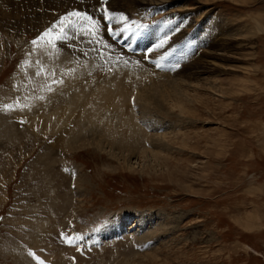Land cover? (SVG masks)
Returning a JSON list of instances; mask_svg holds the SVG:
<instances>
[{
    "label": "rangeland",
    "instance_id": "rangeland-1",
    "mask_svg": "<svg viewBox=\"0 0 264 264\" xmlns=\"http://www.w3.org/2000/svg\"><path fill=\"white\" fill-rule=\"evenodd\" d=\"M153 1L0 0V264H36L30 251L45 264H264V0ZM73 11L98 22L97 37L70 17L67 39L31 43ZM49 48L133 72L141 153L159 158L133 155L128 168L90 145L66 148L18 112L44 82ZM160 89L166 100L152 101ZM45 151L51 168L36 163Z\"/></svg>",
    "mask_w": 264,
    "mask_h": 264
},
{
    "label": "bare ground",
    "instance_id": "bare-ground-1",
    "mask_svg": "<svg viewBox=\"0 0 264 264\" xmlns=\"http://www.w3.org/2000/svg\"><path fill=\"white\" fill-rule=\"evenodd\" d=\"M165 1L166 0H155L152 3H150L149 6L150 8H152V10L153 9L155 10L157 7L161 6L163 2L165 3ZM153 4L154 6H152ZM40 6H38V8ZM34 21L36 22L35 19ZM66 30L69 31L68 28H66ZM220 31H222V29ZM39 54H41L42 58L44 57L43 65L42 66L39 65V66H41L42 68L41 70L45 69L43 72V75L44 74L46 75V77L44 78L45 84L41 80L43 83L40 84V87H36L30 90L31 91L30 93L24 95L16 110L20 113H25L29 116H33L34 119L39 120L37 124L34 123L36 127L37 125L39 127H44V130L49 129L47 128V126L53 127L54 131L57 133L56 137L53 139V142H56L61 146H65L66 148H72V149L83 148L85 147V145H90L93 146V148H95V150L99 152H103L104 154L107 153L110 157H113L119 161L120 160L124 161V163L127 164V167L131 168L132 165L128 161H130V158L133 155L140 156V153L142 151V146H141L142 144L140 145L139 138L142 137L145 139L146 137V136L144 137L145 133L141 132L138 126H136L135 123L136 121L134 120L133 117L136 116V113L133 111L134 112L133 114V112L129 110L130 107L128 106L130 102L134 103L133 100L134 97L130 94L131 92H133L131 89H133L134 87H138V81L134 77L135 74H133V72L131 73L130 70L125 68L113 70L110 67L100 68V66H95L94 64L91 63L85 64V63L74 62L75 60L72 61L71 57L61 54L60 51H57V49H52V48L41 49V52ZM102 62L110 63V57L105 58ZM34 71L36 72V69L33 70V73ZM32 75L36 76V74H32ZM141 79L139 78V81ZM156 84L154 85L159 86V84L158 85ZM49 88H51L52 90L49 91L48 90ZM138 92L139 91L137 90L136 94ZM142 92H144V90ZM163 92L161 89L150 92L152 101L155 100V96L158 97V101L160 102L165 101L166 96L164 95ZM174 92L176 94H175V98L173 97V99L177 101V105L179 107L183 106V103L181 104V100L179 98V96H181V93L180 91L178 92L177 87L174 88ZM146 97L147 95L145 96V100ZM41 117L43 118V120H41ZM114 117H116L118 120L114 119ZM27 119L29 120V118ZM31 119L32 118L30 117V120ZM122 119L126 122V124H119L120 120ZM32 122L34 121L32 120ZM114 128L116 129V132L113 131ZM124 129L125 131L123 132ZM132 139L133 141H131ZM130 142H134L135 149H131L133 147L130 146ZM153 145L154 147L161 145V148L163 150H165L166 146H168L166 143H163V141L160 139H155ZM106 148H109V150H107ZM50 150H52V148ZM116 150H118L119 153ZM149 153L154 155L155 157L158 156L155 153H153L151 150L150 152H148V154L146 152L147 155H149ZM142 154L143 156L146 155L144 153H141V155ZM51 161L54 162L53 153L51 151H45V156H41L39 160L36 161V163L41 164V166H44L45 168H51V163H52ZM59 174L61 178L65 176L61 171L59 172ZM58 194L59 193H57L56 196L57 198H60ZM67 195L68 194L66 193L65 195L66 198H68ZM61 211H62L61 209L55 210L53 215L56 214L59 216ZM49 230H51V228ZM112 230L116 231L117 226L113 227ZM41 231L42 230H39L38 232L41 234ZM49 240H50V235L45 234L44 240H39V241L42 244L44 243V245L42 246H45V244L47 246ZM64 248L66 249V247ZM63 255H64V250H63ZM62 259L64 258L62 257ZM64 262L65 261H63L62 263Z\"/></svg>",
    "mask_w": 264,
    "mask_h": 264
},
{
    "label": "snow or ice",
    "instance_id": "snow-or-ice-1",
    "mask_svg": "<svg viewBox=\"0 0 264 264\" xmlns=\"http://www.w3.org/2000/svg\"><path fill=\"white\" fill-rule=\"evenodd\" d=\"M106 2V0H104ZM107 12V9H105ZM70 17H75L78 21L83 22L81 25V32L82 33H87L94 38L97 37V28H98V22L93 19L90 15L87 13H81L79 11H73L63 17L60 21L59 24L54 25L53 27H50L47 31H45L38 39L33 40L31 43L39 47L42 43L45 45H51L52 47H55V40H64L67 39V33L64 29V24L69 20ZM113 16H108V19H113ZM117 20H126L127 17H115ZM58 33V34H55ZM104 47H108V45H104ZM127 63V62H125ZM49 91L52 89L49 88ZM5 110H12L11 105H5ZM63 236V234H62ZM64 241L69 244L70 246H76L79 241H82L84 238L82 236H76V237H70V236H63ZM29 256L33 258V260L36 261V264H45V261L40 258L35 252H29Z\"/></svg>",
    "mask_w": 264,
    "mask_h": 264
}]
</instances>
